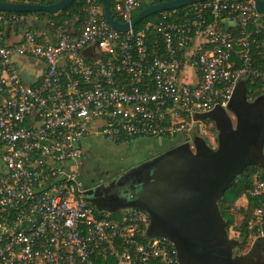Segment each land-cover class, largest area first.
I'll return each mask as SVG.
<instances>
[{
    "label": "built area",
    "instance_id": "obj_1",
    "mask_svg": "<svg viewBox=\"0 0 264 264\" xmlns=\"http://www.w3.org/2000/svg\"><path fill=\"white\" fill-rule=\"evenodd\" d=\"M139 6L115 0L113 10L126 23ZM158 13L120 32L102 4L87 0L79 28L59 22L11 43L6 26L22 15L0 11V264H180L169 239L141 229L146 212L124 208L114 222L86 200L77 171L81 144L93 133L116 143L183 134V142L200 137L215 149L214 123L197 117L226 108L239 81L258 79L264 88V70L250 60L258 40L248 28L259 15L252 0ZM89 44L97 53L86 60ZM17 57L41 60L42 75L24 81ZM242 196L258 200L251 225L261 226L264 180L254 179Z\"/></svg>",
    "mask_w": 264,
    "mask_h": 264
},
{
    "label": "water",
    "instance_id": "obj_2",
    "mask_svg": "<svg viewBox=\"0 0 264 264\" xmlns=\"http://www.w3.org/2000/svg\"><path fill=\"white\" fill-rule=\"evenodd\" d=\"M74 1L49 4L0 1V11L58 13ZM143 1L145 7L129 22L121 23L113 17L109 0H101L103 16L113 29L126 32L154 13L206 0ZM252 1L256 12L264 15V0ZM228 26L224 23L225 29ZM197 118L214 123L216 148L208 147L200 137L193 139V149L188 142L168 148L144 164L149 168L146 177L137 184L139 190L123 198L113 212L125 207L146 212L147 237L169 239L177 249L180 264H246L237 253L239 243L225 230L219 201L247 166L264 165V97L248 101L243 82H238L226 108L216 107ZM81 145L85 149L86 144ZM86 194L94 204L92 190ZM254 260V264H264L257 257Z\"/></svg>",
    "mask_w": 264,
    "mask_h": 264
},
{
    "label": "trees",
    "instance_id": "obj_3",
    "mask_svg": "<svg viewBox=\"0 0 264 264\" xmlns=\"http://www.w3.org/2000/svg\"><path fill=\"white\" fill-rule=\"evenodd\" d=\"M58 0H51L49 2H44L45 4L53 3ZM102 4L101 0H92ZM140 6L134 12L133 17L145 7V3L143 0H138ZM167 1V0H155V2ZM87 0H75L71 5H69L64 10L58 13H48L44 11L40 12H30V13H17L19 15H27V14H35L40 19H45L46 21L45 27L48 30L54 31V29L61 22L62 27H65L64 21H73L75 22V26L79 27L82 25V21L84 18V6L86 5ZM110 2V10L113 17L117 21H121V18L114 12L113 5L115 0H109ZM160 16V13H154L138 24L135 25L134 30H138L142 28L146 22L152 20L156 21V19ZM50 22H54V25H50ZM251 31L253 37H255L258 42L251 46L250 50V60L252 67L258 68L260 70H264V15L259 14L256 21H254L248 28ZM31 30V29H30ZM34 30V29H33ZM32 30V31H33ZM229 31H232L233 34L237 33L236 28H230ZM258 44V45H257ZM235 64H239V58L235 57ZM245 95L248 101H254L256 98L263 96L264 97V88L261 85V81L255 79L251 81L250 79H245L243 81ZM116 143V142H115ZM262 151L264 153V143L262 147ZM254 179L264 180V165H249L244 171L237 175L233 181L231 182L230 187L224 192L222 199L219 201V208L225 223V230L229 236V229H233V239L238 242V239H245L249 235L256 236V239H260L264 245V220L261 226H253L251 225L253 220V211L256 206H258V200L255 198L248 197L247 205H242V207H238L237 212L242 215L240 223L235 226L234 225V213H232L231 208H234V203L237 199L242 196V193L251 186ZM141 229H146L144 225L141 226ZM147 230V229H146ZM230 237V236H229ZM244 242V241H243ZM243 242L239 243L238 249L242 248Z\"/></svg>",
    "mask_w": 264,
    "mask_h": 264
},
{
    "label": "flooded vegetation",
    "instance_id": "obj_4",
    "mask_svg": "<svg viewBox=\"0 0 264 264\" xmlns=\"http://www.w3.org/2000/svg\"><path fill=\"white\" fill-rule=\"evenodd\" d=\"M84 144H86V147L85 149H82L81 145V154L77 171L78 178L84 179L86 177L89 180V182H85L86 187L81 185L84 188L85 198L90 203H93L91 196L86 194L87 190H92V193L94 194L93 205L104 209L107 213H113V211L122 204L123 198H127L139 190L137 184L142 178L146 177L147 169L149 167L144 165L146 164L145 162L134 167H121L116 171H110L106 168L102 170V163H99L98 161H94L93 163L94 154L88 150V144L86 141H84ZM190 145L193 149V142ZM263 248L264 245L262 241L256 239L248 251L241 254L238 250L237 253L239 256H243L242 258H244L243 260L246 264H254V258L256 257L264 263Z\"/></svg>",
    "mask_w": 264,
    "mask_h": 264
},
{
    "label": "rangeland",
    "instance_id": "obj_5",
    "mask_svg": "<svg viewBox=\"0 0 264 264\" xmlns=\"http://www.w3.org/2000/svg\"><path fill=\"white\" fill-rule=\"evenodd\" d=\"M229 115L234 120V116L231 114ZM212 123L210 122V124ZM183 138V134L176 135L172 138H162V144H159L155 138L150 137L136 138L127 142L115 143L107 138L102 137L101 135H98L97 133H93L92 136L88 137L85 141L88 144V150H90L94 154L93 163L94 161L102 163V170L106 168L110 171H116L119 170L121 167L128 168L134 167L141 163H145L151 160L152 158L160 155L162 152H165L168 147L176 145L181 140L183 142ZM79 180L83 187H86L85 182H89L88 178L86 177L84 179L79 178ZM247 199L241 196L234 203L235 207L231 208L232 213H234L235 226L240 223L242 218V215L237 212V209L238 207H242V205H247ZM102 215L114 222L121 221L123 217V213L121 211H116L113 213H104ZM233 231L234 230L232 228L229 229L230 238L233 237ZM255 240L256 236L254 235H249L245 239H238L239 243L244 241L242 248L238 249L241 254L248 251V249L251 247L252 243Z\"/></svg>",
    "mask_w": 264,
    "mask_h": 264
},
{
    "label": "crops",
    "instance_id": "obj_6",
    "mask_svg": "<svg viewBox=\"0 0 264 264\" xmlns=\"http://www.w3.org/2000/svg\"><path fill=\"white\" fill-rule=\"evenodd\" d=\"M45 19H40L38 16L35 14H27V15H22L21 19L15 23H8L5 29V34L7 37V40L9 42H15L18 39H20L23 34L30 29L33 31H36L38 33H48L44 31H48L43 25H45L46 21ZM70 26H72L73 30L75 28H79L75 26V22H71ZM83 57L86 60H90L95 58V53H97V48L96 45L94 44H89L83 49ZM16 63L19 68V74L21 78L26 81V82H33L37 80L43 73L45 64L38 59H33V58H27V57H17L16 58ZM189 72V71H187ZM187 80L189 78L187 77ZM241 82V81H239ZM159 144H162L163 141L162 139H156ZM178 142L177 144L181 143ZM172 147V146H170ZM168 147V148H170ZM167 148V149H168ZM242 199V198H241Z\"/></svg>",
    "mask_w": 264,
    "mask_h": 264
}]
</instances>
